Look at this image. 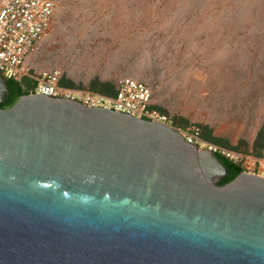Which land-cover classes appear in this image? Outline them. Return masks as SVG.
<instances>
[{
	"label": "water",
	"instance_id": "obj_1",
	"mask_svg": "<svg viewBox=\"0 0 264 264\" xmlns=\"http://www.w3.org/2000/svg\"><path fill=\"white\" fill-rule=\"evenodd\" d=\"M228 173L172 127L23 96L0 109V264H264V177Z\"/></svg>",
	"mask_w": 264,
	"mask_h": 264
},
{
	"label": "rangeland",
	"instance_id": "obj_2",
	"mask_svg": "<svg viewBox=\"0 0 264 264\" xmlns=\"http://www.w3.org/2000/svg\"><path fill=\"white\" fill-rule=\"evenodd\" d=\"M48 1L55 16L28 59L35 73L89 91L142 82L177 128L208 130L264 177V0Z\"/></svg>",
	"mask_w": 264,
	"mask_h": 264
},
{
	"label": "built area",
	"instance_id": "obj_3",
	"mask_svg": "<svg viewBox=\"0 0 264 264\" xmlns=\"http://www.w3.org/2000/svg\"><path fill=\"white\" fill-rule=\"evenodd\" d=\"M55 16V5L48 0H5L0 7V76L15 82L29 79L36 84L35 94L80 102L87 108H102L174 128L189 145L213 152L238 164L239 155L202 138L200 129L182 130L153 105L150 88L133 79L119 82L116 93L107 96L62 84L58 71L35 73L28 65L48 35Z\"/></svg>",
	"mask_w": 264,
	"mask_h": 264
},
{
	"label": "trees",
	"instance_id": "obj_4",
	"mask_svg": "<svg viewBox=\"0 0 264 264\" xmlns=\"http://www.w3.org/2000/svg\"><path fill=\"white\" fill-rule=\"evenodd\" d=\"M62 84L68 87H74L73 84L71 83H62ZM8 87L10 90V98L6 105H0V109H9L13 107L21 97L30 95V94H35L36 84L29 79H25L21 83L8 80ZM92 89L95 92H98V93H101L107 96H113L116 93V91H114V87H112L111 85H106V84H101V83H94L92 86ZM201 133H202V138L205 141L212 143L214 145H217V146H223V143H221L218 139L214 138L210 134V132H208V130L205 129L203 132L201 131ZM263 138H264V130L260 132L259 141L256 145V150L259 152L258 153L259 157H263L264 144L263 145L259 144L260 141H264ZM217 157L224 164V166L227 168L229 172L226 181H224L221 185H226L232 182L241 173L245 172V169L241 165L235 164L229 161L228 159H226L225 157H222L219 155H217Z\"/></svg>",
	"mask_w": 264,
	"mask_h": 264
}]
</instances>
